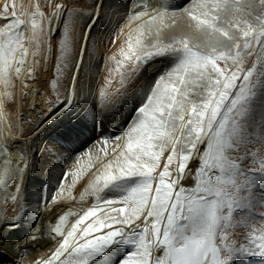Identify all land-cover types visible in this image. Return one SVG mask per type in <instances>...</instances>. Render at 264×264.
Returning a JSON list of instances; mask_svg holds the SVG:
<instances>
[{
	"label": "snow or ice",
	"instance_id": "snow-or-ice-1",
	"mask_svg": "<svg viewBox=\"0 0 264 264\" xmlns=\"http://www.w3.org/2000/svg\"><path fill=\"white\" fill-rule=\"evenodd\" d=\"M103 7L0 0V225L26 207L33 158L20 143L39 125L24 131L21 102L36 111L48 97L46 123L92 97L82 78L106 42L98 107L116 111L129 86L140 101L120 135L74 157L50 196L43 186L39 210L55 216L24 251L51 247L15 264H91L116 244L132 247L120 264L264 261V0H129L122 23L93 39ZM154 62L163 70L145 76ZM109 189L123 194L105 198Z\"/></svg>",
	"mask_w": 264,
	"mask_h": 264
},
{
	"label": "bare ground",
	"instance_id": "bare-ground-1",
	"mask_svg": "<svg viewBox=\"0 0 264 264\" xmlns=\"http://www.w3.org/2000/svg\"><path fill=\"white\" fill-rule=\"evenodd\" d=\"M84 2L89 5L87 9L82 8ZM128 2L129 0H103L104 7L101 13L102 18L94 26L93 39H96L98 36H105L109 34L115 29L118 23H122L123 13L126 10V5L128 4ZM95 3L96 0H84L83 2L81 1V8L79 9L84 12H90L93 10ZM109 43L110 42H106L100 45L98 50L95 51V54L97 55H95V60L92 62L91 67L86 65L85 69L87 71H92L94 70V68H98L97 57L100 55V52L103 49H106L108 47ZM50 75L51 67L49 66V71H42L41 82L44 83V81L47 80ZM41 102L42 99L38 101L39 104ZM85 102H88V100H78L73 105V107L70 108L67 112H64L63 114L56 113L53 118L51 120H48L46 123H41L45 120V117H40L39 120H37V116L40 115L42 107L41 104L40 109L33 111V103L28 106V102L27 104L21 102L19 106V114H24L25 116L32 117L33 119H35V122L39 125V127L31 141L20 143L21 151L28 152L29 146L31 147L33 158V160L31 161L30 174L25 178L26 207L22 217L15 225H0V242H2L4 245L3 248H0V264H15V261L21 260V257H26L27 260H32L43 255L48 250V248L51 247L50 242L47 241V238H45L43 247L31 244L27 247V251H24L27 243L26 238L29 237L33 229L36 227L40 228L41 230L46 229L48 222H50L55 216V213L50 216L48 212L43 208H41V211L39 210V197L40 190L43 188L41 182H46V184H49L48 179L52 177V171L50 166L55 165L58 167L59 163L57 164L56 162H49V160H44L43 162H40L42 157L40 153L37 152V149L45 148L49 145V137H46L45 134L47 132L55 131L56 125L60 124L62 126H65L69 123V125H74L78 123L81 119H83L85 115L84 112L86 110L84 108V105L87 106ZM98 112H100V110ZM101 114L99 121L102 123V129L106 132H114L112 131V128L109 127L108 120L103 116V112H101ZM64 128L67 129V127H63L62 129ZM117 132L120 133L121 131H115L114 133ZM11 156L14 162L19 160V155L16 151H13L11 153ZM24 162L25 161H20L21 164H23ZM33 167L34 169H36V174L32 173ZM51 194L52 192L48 188V195L50 196ZM12 214L13 212L11 206H9L6 210V222L8 218L12 216ZM119 245L120 244H116L112 246V248L117 247ZM34 248H39V250L33 251ZM105 254L106 253H104V255ZM101 261L102 260L98 259L95 263L100 264Z\"/></svg>",
	"mask_w": 264,
	"mask_h": 264
},
{
	"label": "rangeland",
	"instance_id": "rangeland-1",
	"mask_svg": "<svg viewBox=\"0 0 264 264\" xmlns=\"http://www.w3.org/2000/svg\"><path fill=\"white\" fill-rule=\"evenodd\" d=\"M84 0H68L70 8H81L80 2ZM186 0H176V3L183 4ZM89 5L84 2L82 8L87 9ZM111 44L109 43L106 49H103L100 52V55L97 57L98 61V68H94L92 71H87L85 69L82 83L83 84H90L92 86L93 96L88 97V102H85L87 106L84 105V117L78 123L74 125H65L62 126L60 124L56 125L55 131L47 132L45 134L46 137H49V145L45 148H38L37 152L40 153L42 159L40 162L44 160H49V162H56L59 166L52 165L50 166L51 171L54 172L55 177L53 176L49 178V184L46 182H41V185H48L49 190L54 192L57 186V182L65 170V167L71 163L72 159L76 157L78 154L85 152L89 149L96 141L100 140L101 138L105 137H114L120 135L128 125V121L132 118L133 109L138 105L139 98V88H136L135 92H133L132 86H129L128 92L130 93L129 96L122 98V105L116 111H108L105 112L104 110L98 107L99 99L98 95V88L103 84L105 73L101 70V64L106 56L109 54V48ZM97 55V54H95ZM163 65L158 63H153L148 66L146 74L147 77L151 75L157 74L159 71L163 70ZM94 72V73H93ZM99 72V75L96 73ZM102 80V81H101ZM43 83L41 82L40 76V84L35 85L37 88H40ZM48 97H42L41 104V111L47 105L45 100ZM54 99V97H51ZM33 103L32 98L28 100V106ZM100 112H98L99 110ZM103 112V116L107 118L109 127L112 128V131H121L120 133L114 132H106L102 128V123L100 120V114ZM102 116V114H101ZM31 118V119H30ZM27 127L24 129L26 133L30 132L33 128L36 127L35 119L32 117H26ZM111 123V126H110ZM63 127H67L62 129ZM102 130V131H101ZM249 164L251 161L248 162ZM37 167V166H36ZM36 169H32V173L36 174ZM40 176V175H39ZM70 180V177H69ZM45 181V180H44ZM125 187V185H121L120 188ZM75 194L78 195L79 191H82L81 185H77V188L73 190ZM123 192L116 189H109L105 192V198H115L122 195ZM11 206V205H9ZM8 206V207H9ZM257 215L259 213V209H255ZM132 251V247L130 245H123L120 244L117 247L109 248L104 253L97 256L94 260H92L91 264H96L95 262L100 259L102 260L100 264H120V262L124 259L128 253ZM102 256V257H101ZM94 262V263H93ZM237 264H264V261L260 260L256 257H248L243 260L237 262Z\"/></svg>",
	"mask_w": 264,
	"mask_h": 264
},
{
	"label": "built area",
	"instance_id": "built-area-1",
	"mask_svg": "<svg viewBox=\"0 0 264 264\" xmlns=\"http://www.w3.org/2000/svg\"><path fill=\"white\" fill-rule=\"evenodd\" d=\"M23 118H24V122H26V117H29V116H25L24 114L22 115ZM31 119V118H30Z\"/></svg>",
	"mask_w": 264,
	"mask_h": 264
}]
</instances>
